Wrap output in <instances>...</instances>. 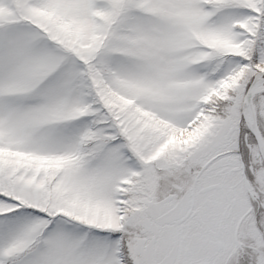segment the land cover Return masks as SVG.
<instances>
[{
  "label": "snow or ice",
  "instance_id": "snow-or-ice-1",
  "mask_svg": "<svg viewBox=\"0 0 264 264\" xmlns=\"http://www.w3.org/2000/svg\"><path fill=\"white\" fill-rule=\"evenodd\" d=\"M0 264H264V0H0Z\"/></svg>",
  "mask_w": 264,
  "mask_h": 264
}]
</instances>
